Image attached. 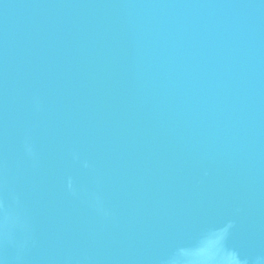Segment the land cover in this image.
<instances>
[{
    "label": "water",
    "instance_id": "1",
    "mask_svg": "<svg viewBox=\"0 0 264 264\" xmlns=\"http://www.w3.org/2000/svg\"><path fill=\"white\" fill-rule=\"evenodd\" d=\"M209 232L264 264V0H0L3 264H199Z\"/></svg>",
    "mask_w": 264,
    "mask_h": 264
},
{
    "label": "snow or ice",
    "instance_id": "2",
    "mask_svg": "<svg viewBox=\"0 0 264 264\" xmlns=\"http://www.w3.org/2000/svg\"><path fill=\"white\" fill-rule=\"evenodd\" d=\"M201 242L209 249L210 254L201 260L199 264H213V261L217 257H223L225 254H229V250L225 248L223 240H217L214 233H207L203 237H201ZM215 252V256L211 253ZM232 256V264H243V257L239 254H231ZM0 264H3V261L0 260ZM173 264H181L179 261H174ZM184 264H188V262H184Z\"/></svg>",
    "mask_w": 264,
    "mask_h": 264
}]
</instances>
